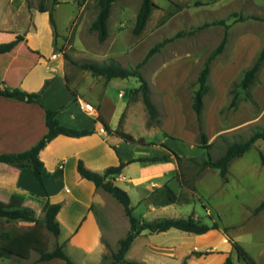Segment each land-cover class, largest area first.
<instances>
[{"label":"crops","instance_id":"obj_1","mask_svg":"<svg viewBox=\"0 0 264 264\" xmlns=\"http://www.w3.org/2000/svg\"><path fill=\"white\" fill-rule=\"evenodd\" d=\"M214 1L218 0H192L194 3ZM48 16L42 18L41 26L34 17L33 26L23 30L24 33L0 25V44L12 42L17 36L23 37L10 51L0 54V91L17 89L38 93L45 82H49L35 102L0 96V155L26 151L43 137L47 133L46 109L58 110L57 119L63 126L93 130V133L78 138L57 136L40 152L45 190L40 188L31 169L0 163V205L2 200L9 199H18L17 204L22 206L37 204L30 200L31 196L61 204L57 215L61 233L57 240L66 255L75 264H100L103 255L117 251L118 241L127 235L130 224L122 205L106 192L96 189L91 181L81 178L77 164L82 161L88 169L102 172L122 161L126 165L112 177V181L129 195L134 219L142 223L191 216L201 223L194 196L176 177L178 167L174 160L130 162L166 154L162 145L181 157L199 150L189 143L186 117L177 94L194 61L188 56L183 60L182 68L162 71L174 77L179 75V78L168 87L158 88L162 94V107L153 103L163 116L160 129H154L147 126L142 105L131 103L130 92L138 86L123 88L115 81L118 78L106 81L99 77L100 80L90 85L92 92L89 89V93L81 95L74 91L73 95L68 90L70 86L66 82L60 54L54 51L53 29ZM243 39L235 42L226 64L212 68L214 99L204 119L208 143L234 132L222 125L219 111L228 101L231 82L251 64L259 51L255 42ZM213 77L217 78L216 81ZM150 92L153 96V89ZM252 95L262 109L264 95L256 88ZM81 101L90 103L95 114L84 112ZM243 106H239L238 112L245 108ZM62 107L65 108L60 110ZM99 115L112 130L121 122L125 133L151 144L127 143L108 134L103 124L96 121ZM163 186L178 196L175 203L162 204L157 194ZM205 213L209 216L207 208ZM234 255L232 242L221 229L210 228L204 234L170 229L160 233L142 231L133 240L125 259L138 264H182L186 259L187 264H224L228 258L234 261Z\"/></svg>","mask_w":264,"mask_h":264},{"label":"rangeland","instance_id":"obj_2","mask_svg":"<svg viewBox=\"0 0 264 264\" xmlns=\"http://www.w3.org/2000/svg\"><path fill=\"white\" fill-rule=\"evenodd\" d=\"M153 1L158 8L152 11L144 31L138 36L133 35L132 29L141 0L116 1L112 5L108 21V37L104 42H99L97 33L90 30V24L98 12L96 0H59L53 12L56 25L55 34L53 33L54 51L60 54L68 86L82 95L85 92L89 93V89L92 92L90 85L93 81L100 80L89 70L82 68L83 64L102 65L114 62L124 68L135 70L154 45L170 39L139 71L148 82L150 89H153L152 102L162 107V94L158 92V88L168 87L171 82L179 78V75L174 77L173 74H164L162 71L169 68L174 70L182 68L185 63L183 60H186L188 56L194 61L193 68L184 79L177 94L181 99L186 117L185 129L189 134V143L196 145L199 149L185 157L199 161L205 155V150L198 144V122L191 106L192 95L198 87L197 77L203 63L221 42L225 26L217 24L199 28L214 21H223L227 26L225 47L213 62L211 71L215 65L227 63L228 56L232 54L233 46L239 39L247 38L245 40L255 42L260 51L264 46V21L256 20L255 17L264 19V0H218L199 5H195L192 0ZM41 4L49 8L50 0H0V25L24 33L23 30L31 29L35 17L41 26L42 18L45 15L48 16V13H39L38 8ZM46 22L49 24L47 17ZM216 79L213 77L214 81ZM218 79L223 80V77L218 76ZM115 81L124 86L123 88L139 85L137 78L134 77L118 78ZM209 85L210 90L204 97L201 115L204 127L207 110L214 99L211 72ZM254 88L264 95V64ZM135 102L140 103L145 109L141 95L131 99L132 104ZM227 104L228 101L224 106ZM242 104L245 108L240 112L238 107L233 112L219 114L222 125H227L234 131L228 136L231 141L239 140L240 138L236 136L238 134L241 138H245L250 128L254 126L264 128V104L262 109L258 102V108L245 103L240 105ZM231 113L233 116H230ZM146 115L148 121L147 112ZM162 116V113L159 114V123L151 125L154 129H160ZM224 150L225 144L216 139L209 152L213 158H218ZM260 153L264 157V141L261 140L257 141L242 157L231 162L227 181L220 178L216 170L210 168H205L198 173V167L190 162H184L178 170L184 187L188 190L191 186L195 188V193L192 195L195 198L201 223L221 229L230 241L239 244L256 264H264V208L259 212L256 211L259 204L264 201V165ZM200 199L204 206H201ZM18 202V199L2 200L1 206L28 207L33 210L35 218L40 215L38 204L22 206L18 205ZM206 208L209 216H206ZM13 225L26 227L29 224L7 223L0 219V234L6 233ZM47 237L49 250H52L59 242L49 234ZM103 257L106 259L102 258L100 264L112 262L111 253ZM236 257L235 252L232 264H243ZM0 264L66 263L59 259L39 262L38 255L33 253L27 260L0 258Z\"/></svg>","mask_w":264,"mask_h":264},{"label":"trees","instance_id":"obj_3","mask_svg":"<svg viewBox=\"0 0 264 264\" xmlns=\"http://www.w3.org/2000/svg\"><path fill=\"white\" fill-rule=\"evenodd\" d=\"M59 0H50V7L47 8L43 4L38 8L39 13H48L49 21L55 34L56 25L53 18L54 7L58 4ZM118 0H96V6L98 12L90 24V30L97 33L99 42H104L108 37V21L110 18L112 5ZM201 3L196 2L195 5ZM158 6L153 0H141L135 24L132 29L134 36L140 35L151 16V13ZM256 20H262L263 18L255 17ZM224 25L225 31L221 42L215 47L206 60L203 63L197 77V89L192 95V110L197 117L198 127V144L205 150V155L199 161L193 158H186L177 155L174 151L170 150L165 145L162 147L167 151L166 154L158 157L151 158H139L130 162H159L174 160L177 164L178 170L184 162H190L198 167V173L205 169L210 168L216 170L220 178L227 181V175L229 173V166L234 159L242 157L247 153L254 144L261 140L264 141V128L260 126H254L250 128L248 135L245 138H241L238 134L239 140L231 141L230 138L225 136H219L218 140L225 144V150L218 158H213L209 150L214 146V143H208L206 133L204 131V123L202 120V111L204 106V97L210 90L209 76L211 72V66L218 55H220L225 47L227 38V26L223 21H214L211 24H204L199 29L209 27L211 25ZM181 36V34H178ZM23 39L22 36H17L16 39L9 43L0 44V54L10 51L14 46ZM170 39L156 44L147 53L141 63H139L135 70L130 68H124L117 63L109 64H92L85 63L82 68L89 70L95 77H102L106 81L111 79H126L130 77L137 78L139 85L137 88L131 90L130 100L136 96L141 95L142 103L148 114L147 126H151L154 123H159V113L151 100L150 86L145 78L140 73L139 69L154 55L156 54ZM264 64V46L253 57L251 64L242 70L237 80L233 81L228 89V104L220 109L219 114L224 112L235 111L241 103L249 104L252 107L258 108V104L253 98L252 90L257 84L258 74ZM49 82L46 81L42 90L38 93H26L17 89H5L0 91V96L17 99L26 102H35L42 94L44 89L48 86ZM68 90L75 95V92L68 87ZM62 107L60 110H63ZM58 110H45V124L47 127V133L30 149L10 154H1L0 163L14 166L18 169L29 168L33 171L34 177L38 182V185L42 190H45V184L43 180L44 165L40 160V152L57 136L63 135L67 137H83L93 133V130L87 129H73L60 124L57 119ZM96 121L103 124L104 130L111 135H114L124 142L134 143L139 145H150L151 143L145 142L143 138H134L132 135L125 133L122 129L121 122L119 126L112 130L99 115ZM262 164L264 165V157L260 153ZM126 163L120 162L116 167H109L102 172H96L88 169L82 161H78L77 172L81 178L91 181L96 189H100L109 194L114 200H116L124 209V213L128 218L130 224V230L127 235L118 241V249L116 252L111 253L112 262L110 264H138L127 261L125 259L126 253L129 250L133 240L145 230L150 233L165 232L170 229H177L184 232L193 234H204L210 228L207 225L194 220L191 216L186 219H160L152 222H142L134 219L131 215L130 198L126 191L120 187L114 185L112 177L118 175ZM176 172V177L180 183L181 181L179 171ZM189 191L194 194L195 188L191 186ZM158 197H161V202L164 205L175 203L178 196L171 191L167 186H163L159 189ZM30 200L36 202L40 206V215L35 218L34 212L28 207L21 208H5L0 205V219L5 220L7 223H28L26 227L11 226V228L4 234H0V258L10 259L16 258L21 260H27L35 253L38 255L39 262H48L55 259L65 261L66 264H75L65 253L63 245L56 244L52 250H49V243L47 235H51L57 240L61 233L60 224L57 221V215L61 209V204H51L48 199H39L38 197L31 196ZM264 208V201H262L257 207L256 211L259 212ZM232 247L236 252L237 258L242 261L243 264H256L254 260L246 253V251L236 242H232ZM208 253H205V255ZM106 259V257H103ZM187 260V259H186ZM186 260L182 264H187ZM224 264H232L231 259H227Z\"/></svg>","mask_w":264,"mask_h":264},{"label":"built area","instance_id":"obj_4","mask_svg":"<svg viewBox=\"0 0 264 264\" xmlns=\"http://www.w3.org/2000/svg\"><path fill=\"white\" fill-rule=\"evenodd\" d=\"M81 107H82L84 112H86L88 114H95V109L90 103L85 102V101H81Z\"/></svg>","mask_w":264,"mask_h":264}]
</instances>
